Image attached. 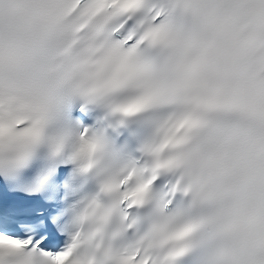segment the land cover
Segmentation results:
<instances>
[{
    "label": "snow or ice",
    "instance_id": "snow-or-ice-1",
    "mask_svg": "<svg viewBox=\"0 0 264 264\" xmlns=\"http://www.w3.org/2000/svg\"><path fill=\"white\" fill-rule=\"evenodd\" d=\"M0 264H264V0H0Z\"/></svg>",
    "mask_w": 264,
    "mask_h": 264
}]
</instances>
